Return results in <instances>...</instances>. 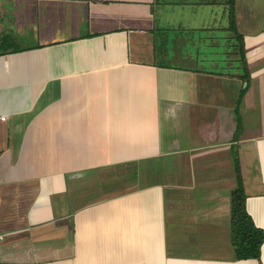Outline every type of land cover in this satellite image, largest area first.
<instances>
[{
    "label": "crops",
    "instance_id": "0c3cea01",
    "mask_svg": "<svg viewBox=\"0 0 264 264\" xmlns=\"http://www.w3.org/2000/svg\"><path fill=\"white\" fill-rule=\"evenodd\" d=\"M234 2L241 37L229 0H0V264H264L232 234L236 156L264 229V5Z\"/></svg>",
    "mask_w": 264,
    "mask_h": 264
},
{
    "label": "trees",
    "instance_id": "16d2710c",
    "mask_svg": "<svg viewBox=\"0 0 264 264\" xmlns=\"http://www.w3.org/2000/svg\"><path fill=\"white\" fill-rule=\"evenodd\" d=\"M229 11L232 17V29L238 37L240 33L236 27L235 20V2L229 0ZM243 47V45H242ZM4 52V51H2ZM237 172L239 176L240 186L233 194V214H232V234L233 243L236 247V255L238 258H257L261 257V248L264 243V229L259 228L251 215L247 211V196L242 186L243 181L240 172V162L236 156Z\"/></svg>",
    "mask_w": 264,
    "mask_h": 264
},
{
    "label": "rangeland",
    "instance_id": "374dc122",
    "mask_svg": "<svg viewBox=\"0 0 264 264\" xmlns=\"http://www.w3.org/2000/svg\"><path fill=\"white\" fill-rule=\"evenodd\" d=\"M261 5H264V0H258V7H261ZM240 174H241V177H242V173H240ZM242 180H243V177H242Z\"/></svg>",
    "mask_w": 264,
    "mask_h": 264
},
{
    "label": "built area",
    "instance_id": "2783aa9c",
    "mask_svg": "<svg viewBox=\"0 0 264 264\" xmlns=\"http://www.w3.org/2000/svg\"><path fill=\"white\" fill-rule=\"evenodd\" d=\"M3 119H5V116L3 117ZM3 239V235L0 234V242Z\"/></svg>",
    "mask_w": 264,
    "mask_h": 264
}]
</instances>
